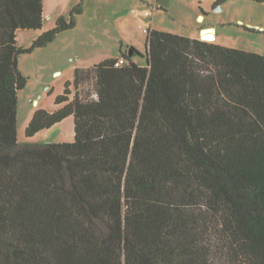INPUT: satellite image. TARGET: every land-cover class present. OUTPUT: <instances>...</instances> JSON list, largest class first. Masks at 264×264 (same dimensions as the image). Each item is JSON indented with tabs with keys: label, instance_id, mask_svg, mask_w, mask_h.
<instances>
[{
	"label": "trees",
	"instance_id": "obj_1",
	"mask_svg": "<svg viewBox=\"0 0 264 264\" xmlns=\"http://www.w3.org/2000/svg\"><path fill=\"white\" fill-rule=\"evenodd\" d=\"M43 24L44 0H0V264H264V54L149 29L26 128L73 116V141L19 143L18 56L76 18L18 45Z\"/></svg>",
	"mask_w": 264,
	"mask_h": 264
},
{
	"label": "rangeland",
	"instance_id": "obj_2",
	"mask_svg": "<svg viewBox=\"0 0 264 264\" xmlns=\"http://www.w3.org/2000/svg\"><path fill=\"white\" fill-rule=\"evenodd\" d=\"M44 0V24L40 29H20L19 46L28 47L55 27L61 16L73 12L76 25L60 32L44 47L18 56L27 78L18 92V142H70L75 138L74 117L26 136V128L39 109L54 111L56 99L74 78V70L133 48L145 53L147 31L159 29L191 37L217 33L221 45L264 54V3L254 0ZM80 7L81 12L74 11ZM212 26V27H211ZM208 29L203 30L202 29ZM214 27V28H213ZM140 64L144 57L135 55ZM73 92L76 89L72 86ZM94 82L85 80L80 90L93 94Z\"/></svg>",
	"mask_w": 264,
	"mask_h": 264
},
{
	"label": "water",
	"instance_id": "obj_3",
	"mask_svg": "<svg viewBox=\"0 0 264 264\" xmlns=\"http://www.w3.org/2000/svg\"><path fill=\"white\" fill-rule=\"evenodd\" d=\"M208 30V29H206ZM203 31V30H202ZM201 38L209 41H213L215 39V33L209 31L204 34H201ZM130 53H133V49L130 50Z\"/></svg>",
	"mask_w": 264,
	"mask_h": 264
},
{
	"label": "crops",
	"instance_id": "obj_4",
	"mask_svg": "<svg viewBox=\"0 0 264 264\" xmlns=\"http://www.w3.org/2000/svg\"><path fill=\"white\" fill-rule=\"evenodd\" d=\"M44 17H45V10H44ZM212 27V26H211ZM214 28V27H213ZM214 30H215V34L217 33V31H216V28H214ZM195 37H198V36H195ZM111 57H117V56H111ZM111 57H107V58H111ZM107 58H105V59H107ZM104 60V59H103ZM100 61H102V60H100ZM99 61V62H100ZM96 63H98V62H96ZM96 63H94V64H96ZM94 64H92V65H94ZM91 65V66H92ZM87 67H89V66H87Z\"/></svg>",
	"mask_w": 264,
	"mask_h": 264
},
{
	"label": "built area",
	"instance_id": "obj_5",
	"mask_svg": "<svg viewBox=\"0 0 264 264\" xmlns=\"http://www.w3.org/2000/svg\"><path fill=\"white\" fill-rule=\"evenodd\" d=\"M125 62V60L124 59H119L118 61H117V63H116V65H121V64H123Z\"/></svg>",
	"mask_w": 264,
	"mask_h": 264
},
{
	"label": "bare ground",
	"instance_id": "obj_6",
	"mask_svg": "<svg viewBox=\"0 0 264 264\" xmlns=\"http://www.w3.org/2000/svg\"><path fill=\"white\" fill-rule=\"evenodd\" d=\"M202 30H206L205 28L204 29H202ZM215 40V39H214Z\"/></svg>",
	"mask_w": 264,
	"mask_h": 264
}]
</instances>
